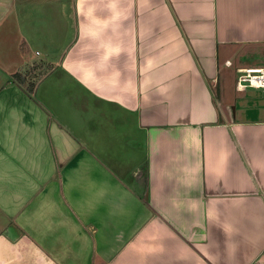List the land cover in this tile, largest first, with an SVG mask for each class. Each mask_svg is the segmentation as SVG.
I'll return each mask as SVG.
<instances>
[{
  "label": "crops",
  "instance_id": "0c3cea01",
  "mask_svg": "<svg viewBox=\"0 0 264 264\" xmlns=\"http://www.w3.org/2000/svg\"><path fill=\"white\" fill-rule=\"evenodd\" d=\"M263 47L264 0H0V264H264Z\"/></svg>",
  "mask_w": 264,
  "mask_h": 264
},
{
  "label": "rangeland",
  "instance_id": "374dc122",
  "mask_svg": "<svg viewBox=\"0 0 264 264\" xmlns=\"http://www.w3.org/2000/svg\"><path fill=\"white\" fill-rule=\"evenodd\" d=\"M253 50V49H252ZM244 58L242 59L243 63H247V64H252V65H256V64H264V47L263 48H259V51L256 52V56L254 55V53L251 52V50L247 49L245 50L244 54L242 55ZM246 56V57H245ZM248 68V67H247ZM42 74V70L37 69L35 73L33 74H28V76H25L24 74H22L21 76V80H18V83H25V86L29 89L32 90L33 86L36 85V83L38 82V78L39 76ZM237 74L232 73L231 78L234 80ZM232 80V81H233ZM235 81V80H234ZM26 88V89H27ZM237 89V88H236ZM239 90V89H237ZM252 92L253 96H255V101L256 103H264V99L260 100V98H263V93H261L260 89H253V88H246V90L244 89L243 91L239 90L236 91L232 85V87L230 86V88L228 89L227 94L225 95L226 97H223L224 101L225 100H230L232 101V106L235 104L236 108H235V112L237 111V109H240L242 106L245 107V105L247 104V102H244L242 98L243 95H245L246 93ZM263 96V97H262ZM223 101V103H224ZM248 107H251V104L248 105ZM232 113L231 109H229L228 111L226 110L225 113L223 114V118L225 115H230ZM130 114L126 115V118L124 117V120L127 121L130 118ZM123 150V148H122ZM123 152V151H122Z\"/></svg>",
  "mask_w": 264,
  "mask_h": 264
},
{
  "label": "built area",
  "instance_id": "2783aa9c",
  "mask_svg": "<svg viewBox=\"0 0 264 264\" xmlns=\"http://www.w3.org/2000/svg\"><path fill=\"white\" fill-rule=\"evenodd\" d=\"M235 80V88L244 90L246 88L260 89L264 94V68L248 67L239 68Z\"/></svg>",
  "mask_w": 264,
  "mask_h": 264
},
{
  "label": "trees",
  "instance_id": "16d2710c",
  "mask_svg": "<svg viewBox=\"0 0 264 264\" xmlns=\"http://www.w3.org/2000/svg\"><path fill=\"white\" fill-rule=\"evenodd\" d=\"M37 69H40V65L38 63H31L28 66L24 67L22 70V73H18L16 72L15 74H13V78L16 82H18V80H21V76L22 74H24L25 76H28V74H33L36 72ZM145 201V200H144ZM146 202V201H145Z\"/></svg>",
  "mask_w": 264,
  "mask_h": 264
}]
</instances>
